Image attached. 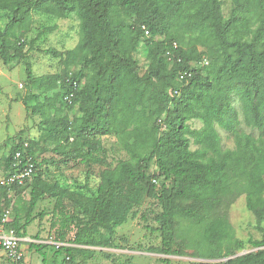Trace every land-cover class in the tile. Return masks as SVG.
Wrapping results in <instances>:
<instances>
[{
  "label": "trees",
  "instance_id": "obj_1",
  "mask_svg": "<svg viewBox=\"0 0 264 264\" xmlns=\"http://www.w3.org/2000/svg\"><path fill=\"white\" fill-rule=\"evenodd\" d=\"M33 10L64 19L74 15L79 25L73 48L46 49L65 67L48 76L52 94L40 102L35 97L38 107L32 112L41 116L40 129L56 145L70 148L65 160L104 164L105 135H114L129 157L104 166L95 191L87 194L47 180L36 157L39 143L21 138L5 159L3 176L14 170L13 157L19 150L32 157L34 172L23 185H0V221L9 208V227L25 237L37 203L50 197L59 215L60 239L74 224V243L115 247L116 226L139 204L137 190L148 181L153 162L151 177L161 179L154 196L161 207L155 219L162 253H176L172 223L179 215L204 223L205 240L220 244L229 238L226 217L210 214L224 199L245 194L262 237L249 241L256 251L220 264H264V0H231L227 15L221 0H0V15L8 16L0 28V59L9 64L15 56L22 57L30 80L32 69L22 44L18 42L13 53L4 44L9 45L13 28L19 27L22 34L30 30ZM141 44L150 49L143 72L135 58ZM70 65L76 68L71 71ZM73 108L78 116L71 119L66 109ZM193 119L202 125L191 127ZM241 123L251 131H243ZM216 126L232 136L233 149L222 147ZM12 190H28L29 199L11 204ZM188 199L199 207L177 204ZM80 214L87 219L79 220ZM236 243L243 246L241 240ZM46 245L30 243L41 255ZM74 249L60 245L54 254L64 252L73 259ZM45 260L43 256V264ZM5 264L13 262L6 258Z\"/></svg>",
  "mask_w": 264,
  "mask_h": 264
},
{
  "label": "rangeland",
  "instance_id": "obj_2",
  "mask_svg": "<svg viewBox=\"0 0 264 264\" xmlns=\"http://www.w3.org/2000/svg\"><path fill=\"white\" fill-rule=\"evenodd\" d=\"M221 1L222 11L227 15L231 9V0ZM31 14L30 30L22 34L19 27L13 28L8 35L9 45L4 44V46H8L10 53H13L18 42L22 44L21 48L30 63L34 79L30 80L27 77L26 63L22 57L15 56L9 64H4L0 59V177L5 171V159L13 148V144L21 138L33 139L39 143L35 148L38 152L36 157L47 180L51 182L56 180L71 190L89 194L95 191L100 181L99 173L104 166H115L120 160L128 159L129 156L114 135H105L102 137L107 150L104 164L83 163L79 158L65 160V153L70 148L56 145L48 138L47 133L40 129L41 116L37 112H32V108L37 109V101H43L46 96L52 94L47 87L48 76L61 72L65 67L64 62L46 53V49L55 48L65 51L73 48L79 40V25L74 15L64 19L36 10H33ZM7 21L8 16L2 13L0 15L1 29L5 27ZM53 25L56 27L50 29ZM197 46L199 50L202 49L200 45ZM149 54L150 49L143 44L135 53L141 72L147 66ZM69 68L73 71L76 66L70 65ZM26 104L29 108H26ZM66 113L71 119L78 116L74 108L66 109ZM189 123L194 128L202 125L197 119ZM216 129L220 135L222 147L233 149L235 143L232 136L218 126ZM241 129L245 132L251 131L243 123H241ZM196 147L191 144L192 149ZM148 170V181L141 183L137 190L136 198H139L137 201L139 204L134 207L123 223L116 226L113 236L115 247L83 246L74 243V224L67 231L64 240L60 239L58 235L59 215L54 211L55 199L44 197L39 200L33 211L32 220L26 227L28 237H25L21 243L24 248L25 264L27 262L28 264H43V256L46 258L45 264H220L230 259L231 256L237 254L240 256L257 250L249 241L260 239L262 232L256 227L257 219L254 213L246 207L245 194H240L233 199H224L210 214V216L219 214L226 217L231 225L229 238L223 239L220 244L216 241L205 240L202 237L204 223L200 224L194 219L179 215L172 223L173 249L176 253H162L160 250L162 248L161 236L156 230L158 222L155 219L161 207L154 196L161 184V179L151 177L155 172L153 162ZM27 191L21 190L20 193H14L15 190H12L11 204L27 202L29 199ZM126 191L136 192L129 188ZM65 203L66 208L72 212L71 204L68 201ZM177 204L182 207H199V202L191 199L178 201ZM202 213L200 208L198 214ZM77 217L81 221L87 219L81 214ZM39 239L52 242L42 248L44 255L30 247V243L45 244L34 241ZM237 240L243 241L242 247L237 246ZM60 245L75 248L73 259H67V254L64 252L54 254ZM76 248H89L92 252L91 254L90 252L80 253ZM228 252L229 255H226ZM5 263L6 256L4 250L0 248V264Z\"/></svg>",
  "mask_w": 264,
  "mask_h": 264
},
{
  "label": "built area",
  "instance_id": "obj_3",
  "mask_svg": "<svg viewBox=\"0 0 264 264\" xmlns=\"http://www.w3.org/2000/svg\"><path fill=\"white\" fill-rule=\"evenodd\" d=\"M146 35H149L148 30L144 25L141 26ZM177 43L173 42L172 48L177 49ZM168 58L173 59V55L170 50L166 51ZM179 60V59H178ZM183 78V74L179 75ZM66 99L68 96L65 97ZM24 148L28 146L27 142L23 144ZM24 151H16L13 157L12 166L13 171L0 178L1 186L23 185L26 180L32 178L34 172V164L32 157L28 154H24ZM24 160V161H23ZM10 209L7 208L0 221V247L4 250L6 257L13 262V264H25L23 247L21 242L22 238L17 236L12 228L9 227L10 223ZM58 245V244H57Z\"/></svg>",
  "mask_w": 264,
  "mask_h": 264
},
{
  "label": "crops",
  "instance_id": "obj_4",
  "mask_svg": "<svg viewBox=\"0 0 264 264\" xmlns=\"http://www.w3.org/2000/svg\"><path fill=\"white\" fill-rule=\"evenodd\" d=\"M30 222H31V221H30ZM30 222H29V223H30ZM29 223H28V224H29ZM27 226H28V225H27ZM27 234H28V231L26 232V236H25V237H28ZM25 237H24V238H25ZM34 241H36V242H41V243H45V244H52L51 241H49V240H44V239H39V240H34ZM27 264H28V262H27Z\"/></svg>",
  "mask_w": 264,
  "mask_h": 264
},
{
  "label": "bare ground",
  "instance_id": "obj_5",
  "mask_svg": "<svg viewBox=\"0 0 264 264\" xmlns=\"http://www.w3.org/2000/svg\"><path fill=\"white\" fill-rule=\"evenodd\" d=\"M166 55H167V54H166ZM167 56H168V55H167ZM0 178H1V177H0ZM4 211H5V210H4ZM3 214H4V213H3ZM20 238H22L23 241H24V237H20ZM23 241H22V242H23ZM22 242H21V243H22ZM21 245H22V244H21ZM0 248H1V247H0ZM1 249H2V248H1ZM23 249H24V248H23ZM4 253H5V252H4ZM5 256H6V254H5ZM6 258H7V257H6ZM25 261H26V260H25Z\"/></svg>",
  "mask_w": 264,
  "mask_h": 264
},
{
  "label": "water",
  "instance_id": "obj_6",
  "mask_svg": "<svg viewBox=\"0 0 264 264\" xmlns=\"http://www.w3.org/2000/svg\"><path fill=\"white\" fill-rule=\"evenodd\" d=\"M239 254H237V255H234V256H231V257H229V258H232V257H236V256H238ZM228 259V258H227Z\"/></svg>",
  "mask_w": 264,
  "mask_h": 264
}]
</instances>
